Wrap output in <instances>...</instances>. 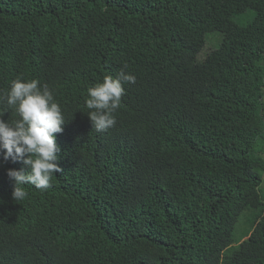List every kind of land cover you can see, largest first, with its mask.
<instances>
[{"label":"trees","instance_id":"obj_1","mask_svg":"<svg viewBox=\"0 0 264 264\" xmlns=\"http://www.w3.org/2000/svg\"><path fill=\"white\" fill-rule=\"evenodd\" d=\"M121 71L97 132L87 89ZM20 76L61 105L62 171L16 201L0 154V264H264V0H0L5 120Z\"/></svg>","mask_w":264,"mask_h":264},{"label":"clouds","instance_id":"obj_2","mask_svg":"<svg viewBox=\"0 0 264 264\" xmlns=\"http://www.w3.org/2000/svg\"><path fill=\"white\" fill-rule=\"evenodd\" d=\"M135 81L134 74L121 71L115 77L105 75L102 82L87 89L85 107L90 111L86 114L97 132L115 125L114 113L125 93L123 85ZM2 98L15 110L18 119L5 120L0 113V154L5 161H21L28 169L7 170L14 182L12 197L20 201L28 195L24 185L46 190L53 175L62 171L57 163L60 148L56 134L63 131L65 119L54 90L38 79L17 77Z\"/></svg>","mask_w":264,"mask_h":264},{"label":"rangeland","instance_id":"obj_3","mask_svg":"<svg viewBox=\"0 0 264 264\" xmlns=\"http://www.w3.org/2000/svg\"><path fill=\"white\" fill-rule=\"evenodd\" d=\"M252 19V12H248L246 14H244L241 18H238L237 19V22L244 25V24H247L248 22H250ZM222 39V36L220 33H213V34H209L208 37H207V42L204 46V48L202 49V51L199 53L198 55V58L199 60H202L205 58L206 54L211 51L213 48H215L218 43L221 41ZM262 194L264 195V187L262 189ZM246 214H244L238 225H237V233L240 232V230H242L244 228V223H245V216Z\"/></svg>","mask_w":264,"mask_h":264}]
</instances>
